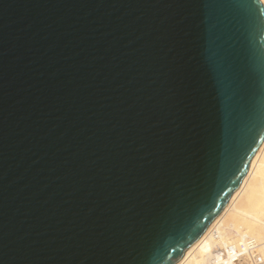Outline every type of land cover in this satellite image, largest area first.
Instances as JSON below:
<instances>
[{"label":"water","instance_id":"1","mask_svg":"<svg viewBox=\"0 0 264 264\" xmlns=\"http://www.w3.org/2000/svg\"><path fill=\"white\" fill-rule=\"evenodd\" d=\"M263 139L260 0H0V264H175Z\"/></svg>","mask_w":264,"mask_h":264},{"label":"bare ground","instance_id":"2","mask_svg":"<svg viewBox=\"0 0 264 264\" xmlns=\"http://www.w3.org/2000/svg\"><path fill=\"white\" fill-rule=\"evenodd\" d=\"M215 223L224 238L240 239L249 236L255 239L258 244V260L264 264V139L226 206L175 264H204L205 254L213 246L208 230Z\"/></svg>","mask_w":264,"mask_h":264},{"label":"built area","instance_id":"3","mask_svg":"<svg viewBox=\"0 0 264 264\" xmlns=\"http://www.w3.org/2000/svg\"><path fill=\"white\" fill-rule=\"evenodd\" d=\"M208 237L213 246L205 254L204 264H262L258 260L257 241L249 236L224 238L218 224H212Z\"/></svg>","mask_w":264,"mask_h":264},{"label":"snow or ice","instance_id":"4","mask_svg":"<svg viewBox=\"0 0 264 264\" xmlns=\"http://www.w3.org/2000/svg\"><path fill=\"white\" fill-rule=\"evenodd\" d=\"M261 3H264V0H260Z\"/></svg>","mask_w":264,"mask_h":264}]
</instances>
